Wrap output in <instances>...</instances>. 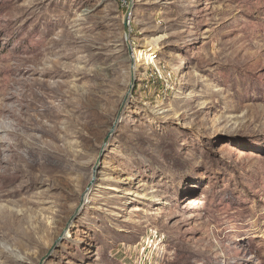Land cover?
Wrapping results in <instances>:
<instances>
[{
  "label": "rangeland",
  "instance_id": "obj_1",
  "mask_svg": "<svg viewBox=\"0 0 264 264\" xmlns=\"http://www.w3.org/2000/svg\"><path fill=\"white\" fill-rule=\"evenodd\" d=\"M2 117L0 264H264V0H0Z\"/></svg>",
  "mask_w": 264,
  "mask_h": 264
},
{
  "label": "bare ground",
  "instance_id": "obj_2",
  "mask_svg": "<svg viewBox=\"0 0 264 264\" xmlns=\"http://www.w3.org/2000/svg\"><path fill=\"white\" fill-rule=\"evenodd\" d=\"M151 46H152V44H151ZM140 57V58H139ZM150 57L151 56H149V54L147 53V51H141L140 53H139V55L137 56V58L136 59H138L139 58V60H138V64H140V66H141V64H144L143 62H145L146 63V61H148V64H150ZM154 62V61H153ZM136 64H137V62H136ZM138 67H139V65H138ZM137 68V65L135 66V69ZM2 120L0 121V129H2L3 131H7V125H6V119L5 118H1Z\"/></svg>",
  "mask_w": 264,
  "mask_h": 264
},
{
  "label": "water",
  "instance_id": "obj_3",
  "mask_svg": "<svg viewBox=\"0 0 264 264\" xmlns=\"http://www.w3.org/2000/svg\"><path fill=\"white\" fill-rule=\"evenodd\" d=\"M135 84H136V78H135V62H134L131 68V87H130L131 90H133V88L135 87Z\"/></svg>",
  "mask_w": 264,
  "mask_h": 264
},
{
  "label": "built area",
  "instance_id": "obj_4",
  "mask_svg": "<svg viewBox=\"0 0 264 264\" xmlns=\"http://www.w3.org/2000/svg\"><path fill=\"white\" fill-rule=\"evenodd\" d=\"M165 72H166L165 70L157 69L156 71H154V76H157L160 79H165L166 78ZM149 241L153 242V240L151 238H149Z\"/></svg>",
  "mask_w": 264,
  "mask_h": 264
}]
</instances>
